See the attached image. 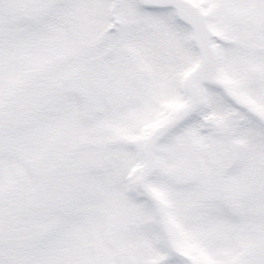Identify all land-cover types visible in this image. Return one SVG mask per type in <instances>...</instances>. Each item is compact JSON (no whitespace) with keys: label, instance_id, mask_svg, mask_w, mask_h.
<instances>
[{"label":"snow or ice","instance_id":"6c2138e0","mask_svg":"<svg viewBox=\"0 0 264 264\" xmlns=\"http://www.w3.org/2000/svg\"><path fill=\"white\" fill-rule=\"evenodd\" d=\"M0 264H264V0H0Z\"/></svg>","mask_w":264,"mask_h":264}]
</instances>
